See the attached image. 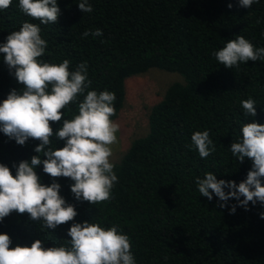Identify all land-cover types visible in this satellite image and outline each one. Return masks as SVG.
I'll list each match as a JSON object with an SVG mask.
<instances>
[{
    "label": "trees",
    "instance_id": "1",
    "mask_svg": "<svg viewBox=\"0 0 264 264\" xmlns=\"http://www.w3.org/2000/svg\"><path fill=\"white\" fill-rule=\"evenodd\" d=\"M78 3L57 0L56 24L40 25V35L48 42L42 60L68 59L73 70L86 61L90 90L114 92L116 115L127 77L157 68L180 79L169 83L150 107L145 134L132 139L113 162L118 183L110 200L96 205L77 201L70 191L73 182L56 178L60 195L77 211L75 222L119 225L130 238L136 264H264V219L259 215L264 206L249 202V210L237 206L229 214L237 204L234 198L220 208L224 202L214 194L209 201L195 184L206 172L239 184L251 168L249 159L240 163L229 148L239 138L242 122L264 124V61L228 69L212 53L236 36L264 47V0L249 8L239 0H89L91 13H82ZM25 21L39 24L19 10L18 0L0 10V44ZM95 28L103 35L82 37ZM21 88L0 53V101ZM249 97L256 101L255 117H247L240 104ZM63 111L70 119L77 105ZM61 125L51 124L54 132ZM204 130L216 151L202 159L190 145L191 134ZM51 140L53 147L64 145L54 136ZM38 144L29 139L21 146L0 132V163L15 175L13 164L30 162L38 155L33 151ZM35 171L43 184L52 182L42 165ZM71 223L52 230L26 213L13 212L0 221V233L9 235L10 247L30 246L39 239L47 248L70 239Z\"/></svg>",
    "mask_w": 264,
    "mask_h": 264
},
{
    "label": "clouds",
    "instance_id": "2",
    "mask_svg": "<svg viewBox=\"0 0 264 264\" xmlns=\"http://www.w3.org/2000/svg\"><path fill=\"white\" fill-rule=\"evenodd\" d=\"M257 2L239 0V5L249 8ZM11 3L12 0H0V10L9 8ZM18 7L39 24L23 22L0 44L4 63L22 85L0 101V132L21 146L29 139L39 144L33 149L38 155H33L30 162L13 164L15 175L0 163V221L16 212L26 213L31 220L42 221L44 227L52 230L72 223L67 230L70 239L47 248L39 239L30 246L10 247L9 235L0 233V264H136L130 238L119 225L102 227L96 222H75L77 211L60 195L61 185L56 182L59 177L69 178L73 182L70 191L77 201L96 205L111 199L118 183L111 146L117 143L120 131V125L112 119L116 115L115 93L90 90L92 81L86 61L73 70L68 59L60 63L41 59L48 42L40 35V25L56 24L60 15L57 0H18ZM77 7L82 13L93 11L89 0H79ZM228 7L232 5L229 3ZM102 35L99 28L82 33L83 38ZM212 55L219 64L232 69L248 61H264V47H255L244 36H236ZM70 104L77 105V112L66 119L63 110ZM240 104L247 117L257 115L256 101L251 97ZM57 122L62 125L54 132L51 124ZM53 136L64 141L63 147H53ZM190 148H195L202 159L216 151L208 130L194 131ZM229 150L240 163L245 158L251 161L246 179L237 184L218 180L214 173L206 172L203 178H195L200 195L211 201L214 194L224 202L218 204L220 208L234 198L237 204L229 208V214H234L237 206L249 210V202L264 206V124L242 122L240 136L231 142ZM40 165L52 178L48 185L35 171ZM225 188L229 191L225 192ZM259 215L264 219V212Z\"/></svg>",
    "mask_w": 264,
    "mask_h": 264
},
{
    "label": "rangeland",
    "instance_id": "3",
    "mask_svg": "<svg viewBox=\"0 0 264 264\" xmlns=\"http://www.w3.org/2000/svg\"><path fill=\"white\" fill-rule=\"evenodd\" d=\"M179 79L177 74L157 68L125 79L123 104L113 120L120 125V131L117 143L111 146L112 162L119 159L132 139L145 134L150 107L162 97L169 83Z\"/></svg>",
    "mask_w": 264,
    "mask_h": 264
}]
</instances>
